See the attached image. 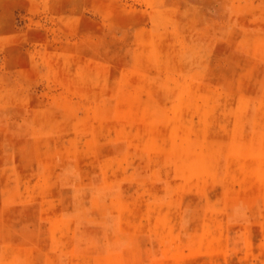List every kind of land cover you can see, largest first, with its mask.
I'll return each instance as SVG.
<instances>
[{"label": "rangeland", "instance_id": "rangeland-1", "mask_svg": "<svg viewBox=\"0 0 264 264\" xmlns=\"http://www.w3.org/2000/svg\"><path fill=\"white\" fill-rule=\"evenodd\" d=\"M0 264H264V0H0Z\"/></svg>", "mask_w": 264, "mask_h": 264}]
</instances>
